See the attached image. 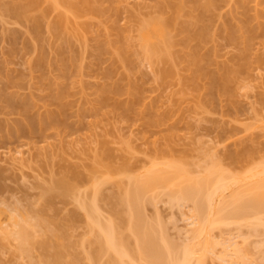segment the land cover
Returning a JSON list of instances; mask_svg holds the SVG:
<instances>
[{
    "label": "rangeland",
    "instance_id": "obj_1",
    "mask_svg": "<svg viewBox=\"0 0 264 264\" xmlns=\"http://www.w3.org/2000/svg\"><path fill=\"white\" fill-rule=\"evenodd\" d=\"M15 1L0 0V264H47L57 249L62 264H106L80 203L94 185L96 218L115 222L134 248L122 194L160 169L180 173L141 198L160 244L179 255L200 240L193 264H264V212L259 224L255 214L229 217L197 237L193 204L168 194L213 165L227 176L215 207L264 182V0H216L203 41L181 30L198 13L193 0H38L26 20L6 11ZM176 3L187 12L166 25L170 58L153 57L145 23L169 18Z\"/></svg>",
    "mask_w": 264,
    "mask_h": 264
},
{
    "label": "bare ground",
    "instance_id": "obj_2",
    "mask_svg": "<svg viewBox=\"0 0 264 264\" xmlns=\"http://www.w3.org/2000/svg\"><path fill=\"white\" fill-rule=\"evenodd\" d=\"M177 1H179V0H177ZM177 1H175V2H177ZM218 2H219V0H217V3ZM215 3H216V0H193V8L192 9L198 10V13L196 15L195 14L196 12L195 13L191 12L192 14L196 15L195 18H194V15L193 16L191 15L192 18H194V20L190 17V19H192V21L190 20V22H188L189 24L187 26L183 24L184 26L182 25L183 27H181V30H183V31L187 30L186 31V32H188L187 35L190 34V37L192 39L193 38L196 39L197 41L198 40L203 41L208 36L210 37L209 27L211 24L209 25V19L211 18L210 13L213 11L214 5L217 4V3L216 4ZM36 5H38V0H17L15 2L11 3L8 7H6L7 8L6 11H10V13L12 12L14 14V16H17L19 19H20V17H22L21 19L26 20L29 17V16L27 17L26 15L28 13H30L29 11H31V9H34L36 7ZM88 6L90 7V9H95V7L92 6L90 3H88ZM175 6H177L176 10L173 12L172 15H170L169 18H167V19L166 18L165 19H158L157 18V19L152 20V22L150 24L145 23L146 26H144V27L146 29H144V32H143L144 36L143 35L142 36L146 40H150V42H146V40L144 39L145 42H143V43L145 45H147V43H148V49L147 50L151 53V55L154 54L153 57H155L156 53H158V54H160L161 58L164 60H168L170 58V52L168 50V47L170 45H172V41L170 39L166 38L167 36H166V29L165 28H166V25H175L177 23L176 22L177 14L180 11L185 10L181 3L180 4L176 3ZM175 6H174V8H175ZM166 7H168V5ZM189 10H188V12H189ZM175 12H176V14H175ZM187 14H189V13H187ZM212 15H213V12H212ZM36 19L40 20V18H36ZM39 20H35V21L37 23H40ZM36 22H35V25L37 26L38 24ZM210 23H211V20H210ZM149 25H150V27H149ZM36 26H35V28H36ZM190 27L192 28V30ZM150 29H152L153 32L157 35L155 37V40L153 38V36H155V35H151L152 30H150ZM190 30H191V32H190ZM234 30H235V28L232 29V32ZM232 32L230 31L231 36H233L231 38H234L235 36H234V34H232ZM250 32H251V29H250ZM156 38L161 40V42H159V40L157 41ZM187 38L189 39V36H186V39ZM244 40H246V38H244ZM145 48H147V46H145ZM148 51H147V54H148ZM197 55H198L197 53H196V55L194 53V55L191 57V61L195 66L194 73H201L202 70L204 69V65L201 62L203 58H200L199 55L198 56ZM156 57H158V55ZM205 72H207V71H205ZM214 76L216 77V75H214ZM226 77L227 78H225V79H223V78H222V80L220 79V82H222L223 87L225 86V85H223L224 81L229 78V75ZM219 78H217V79H219ZM217 79H216V81H214V79H213V83L216 82V84H218V86H219V83H217V81L219 82V80H217ZM226 90H227V88H226ZM242 154L243 153H241V152L240 153L236 152L233 155V158L235 160L240 159L239 161H241L242 158H245L247 156L245 153L243 155ZM244 155H246V156H244ZM217 169L220 170L219 167L217 168V165H213L212 168L209 169L204 176H202V178L201 177L199 179L195 178L196 180L195 179L193 180L192 178L188 177L189 180H186L185 181L186 183L183 182V184L181 183L183 180H181L179 184H182V185H180L179 187L177 186L179 181H177V183L175 182L174 184H176V187L178 188V190H177V188H175V190L171 189V190H169V193H168L170 197H174L173 199H177L179 201L185 200V202L189 201L193 204V207L195 210L193 209L194 214H192V215L196 216V217H194V216L193 217L195 219L197 218L198 221L201 222V223H199L198 231H196L193 234V235L196 234L195 236H197V237L199 236L200 233L202 234L204 232V230H206V227L208 224L210 226H213V225H215L214 223H217V224L218 223H220V224L221 223H227V222H230V221H227L228 219H226L229 217H232L235 219H237V218L238 219H245L246 217H251V214H252V216L255 214L256 216H253V217L257 218V220H255V221H257L258 224L263 220V219H261V217H259L260 214L258 213V212H260V213L264 212V182L263 181L257 182L256 184L249 186L245 190V193H242L243 191H241L240 189L237 190L238 192L235 190L232 192L233 194L231 196L222 197V200L220 201V203L215 204L216 207L213 205L214 195H216V193L219 194L220 191L222 192L227 187V179H226L227 176H226V174H224L225 172L222 170H220L221 172H219ZM175 170L177 172H175L174 169L173 170L160 169L157 171L154 170L153 173L151 171V175H149L150 174L149 173V174H147V177H146V175H145V177L143 176V179H142V177H141V179L140 178L139 179L134 178V180L132 179L133 181L132 180L130 181L127 190H125V192L122 194L124 197L123 198L120 197L124 201V202H122V201L121 202L126 204V209L128 208L127 212L130 211V212H128V214L130 213V215H129L130 217H128L129 221H127L128 222L127 224H128V227L130 228L131 232L135 235L136 246L134 248L130 249L129 247H127L126 240L128 238H127V236L125 237V235H122L123 233H120L117 230L115 222H112V221L109 222V220H108L106 223H104L103 221L101 222V220H99V218H98L99 215L97 214L98 210L96 211L97 207H96L94 202L91 203L92 199L95 198L97 196V194L100 193L99 188H97L98 186L95 187V185H94L95 189L93 190V193L95 191L94 194H96V196H94V194H93L94 197L92 196L93 198L91 199L90 204L86 200L85 201L88 204L86 202H84V200L80 202L83 208L88 207L87 211L90 212V215L88 213L89 220H90L91 224H93L94 226L97 227V229H96L98 231V232L96 231V234L98 233L97 234V241H98L97 244H99V249H97L98 247L96 248V250H98L97 254L100 256L101 252H102V254H106V252H107V254L110 255V256L107 255L105 258V259L109 258V261H106V264H108V263L109 264H193L192 263L193 254L197 250L195 247L200 242V240L196 241V242H198L197 244H196V242L195 243L191 242L192 244L189 243V245L187 244L185 247H183V250H181L182 251L181 254L177 255V253H175V251H173L174 247L172 248L169 244H166L165 242H164L165 245H163V243L160 244L161 242L158 240V237H157L158 235H157L156 231L154 232V229H153L154 227L149 225L148 222L146 223V221H144V218L142 216L141 206L143 207L142 204L144 203V202L142 203V199H143L142 196L143 197L147 196V193H144V192L149 187H151L150 189H153V188H155V185L157 187H160L158 185H161L164 183L162 186H165V185H167V183H169V182L171 183V181L175 180L176 176L180 174L177 169H175ZM174 172H175V174H174ZM171 173H173L174 176L171 175ZM169 175H170V180L167 181L169 179V177H168ZM174 177H175V179H174ZM188 178H186V179H188ZM60 185L64 189H67V188H69L70 183H69V181H61ZM97 197L95 198L96 200H97ZM95 199H94V201L96 202ZM145 199H147V197ZM182 203H184V202H182ZM96 204H97V202H96ZM125 204H123V205H125ZM89 208H90V210H89ZM250 212H252V213H250ZM212 213L214 214L215 217L213 216ZM93 214H97V215H93ZM121 215L122 214H120V217L122 218ZM96 216H98L97 217L98 219L96 218ZM241 217H243V218H241ZM205 220H206V222H205ZM198 221L195 220V222H197V224H198ZM203 221L207 224H204ZM257 222H255V223H257ZM197 232L199 234H197ZM18 236L21 239L22 246H24V244L28 241V232H27L25 227L22 226L20 228V230L18 232ZM195 236H193L194 239H195ZM95 240H96V237H95ZM97 241H95V242H97ZM230 243L232 246V242H230ZM44 244H43V246H45ZM127 244H128V242H127ZM167 245H168V247H166ZM200 249H204V248L202 246H200ZM238 249H240V248H238ZM57 250L58 251H55L54 253H52V257L49 258L51 260H49L50 262L48 261L47 264H58V263L62 264L61 252L59 251V249H57ZM234 250L237 251L236 249H234ZM238 251L241 252V249ZM92 255H93V253H92ZM93 256L95 257V255H93ZM101 256H105V255H101ZM125 257H127V258H125ZM93 260H94V258H93ZM95 261H96V259H95ZM102 264H104V263H102Z\"/></svg>",
    "mask_w": 264,
    "mask_h": 264
}]
</instances>
